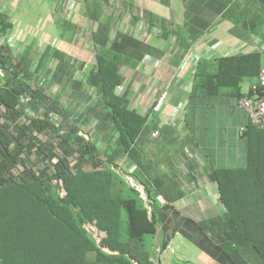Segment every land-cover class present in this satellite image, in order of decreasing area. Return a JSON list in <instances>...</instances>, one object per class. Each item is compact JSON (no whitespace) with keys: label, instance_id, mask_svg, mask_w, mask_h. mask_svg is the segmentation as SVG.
Here are the masks:
<instances>
[{"label":"trees","instance_id":"obj_1","mask_svg":"<svg viewBox=\"0 0 264 264\" xmlns=\"http://www.w3.org/2000/svg\"><path fill=\"white\" fill-rule=\"evenodd\" d=\"M83 2L89 19L97 23L94 34L90 35L97 48L94 66L87 73L85 83L73 81V74L63 73L60 68L58 72L70 82L73 94L84 96V102L92 101L89 93L84 94V88L96 95L97 103L88 107L75 123H85L93 117L98 120L99 130L103 129L114 141L112 157L110 160L101 157L78 131H64L63 124L55 128L48 116L64 117L55 107H47L42 117L26 118L27 124H21L19 96H28L35 111V106L46 103L47 98L43 88H13L19 69H13L16 74L10 73L7 62L12 59L11 50L7 44L1 45L0 70L2 75L10 73L13 78L0 88V107L4 109L0 108V264H156L153 239L163 209L155 198L160 196L170 203L181 196L178 184L164 185L157 168L145 166L140 156L142 140L146 136L150 138L157 122L146 125V118L128 108L127 93L121 96L115 93L124 81L122 67L134 70L145 56H155L157 50L121 30L113 32L107 15L108 8L114 7L111 0ZM210 2L224 6L221 1ZM130 9L149 32L157 26L164 39L171 36L163 61L171 70L162 69L172 76L196 42L194 30L188 25L172 28L147 10L133 6ZM11 29L8 16L0 13L3 41H7ZM44 59L45 55L41 62ZM263 65L261 53L199 60L195 64L190 99L225 95L235 99L237 106L238 100L252 96L251 87L258 85ZM52 78H57V74L53 73ZM246 83L251 86L243 93L242 86ZM28 125L47 138L45 144L39 142L36 146L37 140L30 134ZM240 139L245 143L244 168L205 166L202 169L206 183L215 186L225 211L223 231L229 241L220 238L223 243L219 261L233 264L241 246L247 245L264 264V130L252 126L247 118ZM31 154L40 162L55 156V172L50 173V166L46 165L35 174L29 163L24 172L12 176V169L27 162L25 158ZM121 156L136 166L131 178L144 188L146 200L135 188L125 187L119 167L114 164ZM72 160L75 164L70 166Z\"/></svg>","mask_w":264,"mask_h":264},{"label":"crops","instance_id":"obj_2","mask_svg":"<svg viewBox=\"0 0 264 264\" xmlns=\"http://www.w3.org/2000/svg\"><path fill=\"white\" fill-rule=\"evenodd\" d=\"M17 1L0 0V8H16ZM42 1L54 2L37 0L40 3ZM217 1H221L224 6L211 3L210 0H113L119 5L124 3L147 10L172 28L176 25L191 26L196 42L188 52L189 58L194 59V65L199 60L212 57L214 60L248 53L264 55V0ZM45 7L49 9L52 5ZM0 13L4 12L0 9ZM155 50L158 53L154 51L155 56L151 58L159 64L151 75L142 67L146 56L129 77L122 75L124 93H127L128 98L133 87L135 91L138 85L134 96L129 99L133 102L134 110L139 113L145 109L149 97L158 93H153L154 88L158 90L171 78L168 70L162 69L171 70L163 62L167 55L165 48ZM246 85L245 91L242 86L243 93L248 92L251 83ZM191 93L190 87L170 90L169 107L179 103L184 105V110L176 115L184 122L181 132L163 128L158 139L146 136L140 145L144 165L156 167L164 185L174 182L179 185L181 192V196L170 203L160 196L155 198L157 205L163 209L153 239L156 264H222L219 256L223 242L219 240L223 237L229 241L223 231L225 211L218 201L215 186L206 183L205 171L202 169L205 166L241 169L245 165V143L240 139V133L247 123V116L237 108L235 99L224 95L214 98L193 97L191 101ZM161 116L155 118L157 126L162 122H159ZM94 121L98 123L95 125L96 130L101 131L96 149L101 157L110 160L112 152L107 153L110 139L103 129L99 130V121ZM93 130L95 135L97 132L95 128ZM111 135L116 137L113 132ZM114 164L128 176L137 169L125 156H121ZM166 194L169 198L173 197L171 193ZM246 246H241L233 264H262Z\"/></svg>","mask_w":264,"mask_h":264},{"label":"rangeland","instance_id":"obj_3","mask_svg":"<svg viewBox=\"0 0 264 264\" xmlns=\"http://www.w3.org/2000/svg\"><path fill=\"white\" fill-rule=\"evenodd\" d=\"M53 1L40 3L37 0H18L16 8L11 6L0 8L12 23V29L7 34V41H3L0 37V46L5 43L11 50L12 59L7 62L10 73L16 74V70L13 69L16 67L19 69L13 88L19 90L43 88L47 102L42 103L41 106L37 104L36 111L44 112L47 107H55L62 111L64 113L62 119L55 114L52 115L57 118L58 124H63V130L72 131L71 133L78 131L81 137H86L95 146L101 134V131L96 130L95 125L98 123L94 121L95 119H89L85 123L75 122L80 115L85 114L88 107L95 105L98 99L87 88H84V94L89 93L92 96L90 103L84 102L83 95L82 98L73 94L69 88L70 82L62 78V72L73 74V81L85 83L87 73L94 66V56L97 53V48L90 38V35L95 32L97 23L89 19L83 0ZM111 3L115 5L112 4L114 6L112 10L108 8L107 15L111 18L109 25L113 32L121 30L154 49H164L171 44V36L164 39L162 31L157 26L149 32L144 22L135 18L130 6L124 3L119 5L113 0ZM47 4L52 7L47 9L45 7L48 6ZM110 13L113 15L109 16ZM50 16L52 17L49 19ZM57 17L61 20H57ZM62 23L66 26H60ZM109 45L110 41L106 47ZM44 55L45 59L41 62ZM146 58H148L147 73L151 75L155 71L154 69L151 72L155 61L150 56ZM156 62L159 64L157 60ZM81 67H83L82 70ZM59 68L62 72H58ZM132 71L133 69L122 67V75L126 77ZM10 73L8 76L2 75L0 70V84L13 78ZM53 73L57 74V78H52ZM137 87L138 85L136 89ZM246 87L247 85L244 84V91ZM134 88L129 98L134 96L136 91ZM93 128L97 132L95 135L92 133ZM113 143V139L108 141L110 152L107 153L112 152ZM121 179L125 187L130 189L126 180L122 177Z\"/></svg>","mask_w":264,"mask_h":264},{"label":"built area","instance_id":"obj_4","mask_svg":"<svg viewBox=\"0 0 264 264\" xmlns=\"http://www.w3.org/2000/svg\"><path fill=\"white\" fill-rule=\"evenodd\" d=\"M189 51V50H188ZM190 53L187 52L184 58L181 60L179 63L178 67L175 69V72L169 79V81L164 82L161 87L157 89L154 88L152 96L149 97L147 105L145 109L139 113L141 116L146 118V125H151L153 122H155V118L161 116V119L159 120L162 121L158 124L157 129L154 130L151 135L150 139H155L158 136H160V131L163 128L169 129L171 131L175 132H181L182 127H183V120L181 118L176 117L178 112H182L184 110V105L182 103L177 104L176 106H172L171 108L169 107L168 104V99L170 95V90L173 88H192L193 86V78L195 74V65L192 64L194 59L189 58ZM229 57V56H228ZM213 58V57H212ZM212 58L206 59V60H212ZM148 58H145L144 63L142 67H145L147 69V61ZM158 66L157 62H154L153 66L151 67V72L156 69ZM192 78V79H191ZM3 84H0V88H2ZM252 91V96L251 97H244L238 100L237 102V108L244 113L247 118L249 119V122L252 126L264 130V65L261 68V71L258 76V85L251 87ZM115 93L118 96H121L124 94V86L121 85L116 88ZM31 99L28 96L21 95L19 97V104L22 106V112L23 116L21 117V124H27L26 118H33L36 119V117H42L43 116V111H35L32 110L30 107ZM1 110H4L3 107H0ZM128 108L131 110H134L133 108V102L129 99V105ZM167 110V112H165ZM49 120L53 123L55 128H58L60 124L57 122V118L50 114ZM165 117V118H164ZM164 118V119H163ZM29 132L30 134L37 140V145L38 143L45 144L47 141L46 137H42L38 135V133L35 131L34 128H32V125H28ZM62 134V132H60ZM183 135L180 136V140H182ZM86 141L88 139L86 137H83ZM37 149L33 150L32 153H35ZM58 153L57 151H55ZM40 158L43 159V156ZM46 159L43 160L42 162L37 161L34 158V155H28L25 159L23 160L27 161L25 163H18L15 168L12 169L11 173L12 176H16L25 170L26 164H29L32 171L35 174H38V172L41 170L46 165H49V171L50 173L55 172V165L57 164V159L55 156L53 157H45ZM192 159L194 158V155L191 157ZM41 159V160H42ZM198 159V158H197ZM199 160V159H198ZM75 164V160H72L70 163V166H73ZM119 174L121 175L124 180L129 184L130 187L134 188L139 192L140 197L143 200H146L144 196V188L140 186L139 184H136L134 180L128 176L122 173L121 168H119ZM136 184V185H135Z\"/></svg>","mask_w":264,"mask_h":264}]
</instances>
